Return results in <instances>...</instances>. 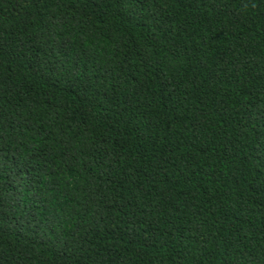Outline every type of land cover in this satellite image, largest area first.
Masks as SVG:
<instances>
[{
    "label": "trees",
    "instance_id": "obj_1",
    "mask_svg": "<svg viewBox=\"0 0 264 264\" xmlns=\"http://www.w3.org/2000/svg\"><path fill=\"white\" fill-rule=\"evenodd\" d=\"M0 264H264V0H0Z\"/></svg>",
    "mask_w": 264,
    "mask_h": 264
}]
</instances>
